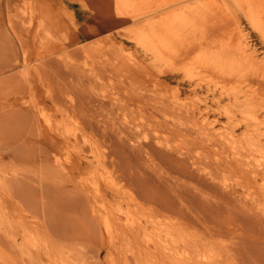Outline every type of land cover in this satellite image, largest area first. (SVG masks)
Masks as SVG:
<instances>
[{
    "label": "rangeland",
    "instance_id": "rangeland-1",
    "mask_svg": "<svg viewBox=\"0 0 264 264\" xmlns=\"http://www.w3.org/2000/svg\"><path fill=\"white\" fill-rule=\"evenodd\" d=\"M184 262L264 264V0H0V264Z\"/></svg>",
    "mask_w": 264,
    "mask_h": 264
},
{
    "label": "bare ground",
    "instance_id": "bare-ground-1",
    "mask_svg": "<svg viewBox=\"0 0 264 264\" xmlns=\"http://www.w3.org/2000/svg\"><path fill=\"white\" fill-rule=\"evenodd\" d=\"M135 73V72H134ZM90 78V77H89ZM95 78V77H94ZM93 77H91L90 78V82H91V84L89 85V86H91V89L94 91L95 90V86H94V81L96 80V78L94 79ZM74 85V84H73ZM68 86V85H67ZM94 86V87H93ZM83 87V88H82ZM84 87H86V86H81L80 88L82 89H79V90H81V94H79L80 92H78V95L74 98V97H72V96H67V98H66V100L67 101H64V103H62V105H58L57 103L55 104L56 105V107H55V110L57 111V113H59L60 115H67V114H69L70 112H73L77 107H79V106H84V104L85 105H90L89 104V100L93 103V106H92V108L94 107V105L95 106H97L98 104H104V102L105 103H108L109 102V97L107 96V95H104V94H100V93H97V92H93L92 90L90 91V88H89V92H88V89H87V92L86 93H88V95H87V99H86V94H84L82 91H84L85 90V88ZM88 87V86H87ZM72 88H73V86H72ZM67 89H69V87L67 88ZM139 93H141V92H139ZM134 95V94H133ZM132 96V95H131ZM83 97V98H82ZM128 97H129V95H128ZM140 97H142V96H137L136 95V98L134 97H132L133 98V100H136V99H140ZM90 98V99H89ZM130 99V98H129ZM125 100V99H124ZM127 100V99H126ZM125 100V101H126ZM94 101L96 102L95 104H94ZM86 102V103H85ZM90 102V103H91ZM122 102H123V100H122ZM127 102V101H126ZM88 103V104H87ZM139 106V105H138ZM93 119V118H92ZM91 119V120H92ZM90 120V121H91ZM97 120V119H96ZM104 120H102V125L104 126V128H105V124H104V122H103ZM97 123H98V121H97ZM99 125V124H98ZM137 127H139V126H137ZM124 138V137H123ZM151 139V138H150ZM123 141V143H126V140H127V138L125 139H122V137H119V142L120 143H122L121 141ZM122 143V144H123ZM149 142L146 140V143H145V141H139V142H137V143H132V144H128V146L126 147L128 150H130V151H133V152H135V151H139V149L143 146L144 147V145L143 144H145V145H147ZM111 145V144H110ZM112 146V145H111ZM110 147V146H109ZM123 147V146H122ZM142 147V148H143ZM148 147H149V145H148ZM141 150V149H140ZM146 150V149H145ZM117 150L116 149H113L112 147H111V152H115V153H117L116 152ZM140 152V151H139ZM137 169H139L140 170V168H137ZM199 169V168H198ZM120 170V169H119ZM133 170V169H132ZM138 170V171H139ZM134 171H136V170H134ZM139 172H141V171H139ZM138 172V173H139ZM137 173V172H136ZM130 174V173H129ZM135 174H133V173H131V175H129V176H131V177H129L126 173H125V171L123 172V170L121 169L120 170V173H119V176H120V178L121 179H123V180H126V181H128V180H130V179H133L132 177L134 176ZM135 177V176H134ZM136 178V177H135ZM133 181V180H132ZM125 183V182H124ZM136 183V182H135ZM137 184V183H136ZM134 186V185H133ZM135 189H137V187L135 188ZM115 192V191H114ZM138 192V190L136 191V194H138L137 193ZM226 194V193H225ZM120 196V195H119ZM146 201L147 200H145V204H146ZM218 201H220V200H218ZM223 201V200H222ZM221 202V201H220ZM134 203V202H133ZM144 203H142V204H144ZM141 203H139L138 204V202H136V200H135V205L136 206H138V205H140ZM181 204V203H180ZM230 204V203H229ZM136 206H134V207H136ZM231 206V205H230ZM238 206V205H237ZM236 206V207H237ZM235 207V205H233L232 206V208L233 209H235L234 211H237V212H240V208L239 207H237V209L238 210H236V207ZM132 208V207H131ZM130 208V209H131ZM138 208V207H137ZM151 209V211L152 212H154V207H151L150 208ZM182 209H183V207H182ZM229 209H231V208H229ZM232 209V210H233ZM179 210H181V209H179ZM183 211V210H182ZM185 211V210H184ZM183 211V212H184ZM237 212H235V214L237 213ZM186 213V212H185ZM241 213V212H240ZM238 214V213H237ZM186 225V224H185ZM181 226V224L179 225V227ZM182 228H185V227H182ZM213 228H218V227H213ZM219 229H221L220 227H219ZM220 232H222L221 230H220ZM223 233V232H222ZM192 235V234H191ZM197 235V234H196ZM194 236V235H193ZM198 236V235H197ZM218 236V235H217ZM222 236V235H221ZM200 238V237H199ZM203 238V237H202ZM202 238H200V240L202 239ZM222 238V237H221ZM218 238L219 240L217 241L218 243V246L217 245H215L216 247H214V246H212L213 248V250H218V251H220V250H222V252H218V251H215V252H217V254H218V256H220V254H221V257H217V258H221V262H222V260L223 259H229V258H231L232 257V259L233 260H235V257H237L235 254H233V249H234V246H235V244L233 243V241H231L232 242V247H231V245H230V247L228 246V244H230V243H227L226 242V239H224L225 240V242H222L221 240L224 238ZM173 239H174V237H173ZM198 238H196V236H195V238H192V236H191V238H189V239H186V241L185 240H181L182 242H181V244L184 246V249L185 248H187L186 246L187 245H190V242H191V245L192 244H194L195 245V247H197L196 249H198L199 248V245L201 244L200 242H203L202 240H204V239H202L201 241H200ZM205 240H206V237H205ZM207 241H209V240H207ZM207 241H205V242H207ZM208 243V242H207ZM179 244V243H178ZM210 244L211 245H214L213 243H211L210 242ZM225 244V245H224ZM234 244V245H233ZM208 245H209V243H208ZM204 246V245H203ZM176 247H178V246H176ZM182 246H180V248H181ZM193 247V246H192ZM211 246H208V248H210ZM172 248L173 247H171V250H172ZM194 248V247H193ZM205 248V247H201V249H199V251H202L203 249ZM237 248V247H236ZM235 248V250L237 251L238 250V248L236 249ZM178 249V248H177ZM176 249V250H177ZM183 249V248H182ZM191 249V248H190ZM195 249V248H194ZM194 249H191V255H193V256H195L196 257V255H198L197 253H198V250H197V252H196V249L194 250ZM189 250V249H188ZM168 251V250H167ZM167 251H166V254L167 255H170V254H168V253H171V251H170V249H169V251L170 252H168L167 253ZM186 251V250H185ZM190 251V250H189ZM192 251H195L194 253L195 254H193V252ZM206 251V250H205ZM175 252V251H174ZM204 251H202V253H203ZM187 253H188V251H187ZM186 253V254H187ZM205 253V252H204ZM223 253H224V255L225 256H223ZM186 254H184V258L183 257H178L179 258V260L180 259H183L185 262L186 261H189L188 259H187V257L189 258V257H191V255L189 256V254L188 255H186ZM214 254V253H213ZM173 255V254H172ZM183 255V254H182ZM182 255H180V256H182ZM185 255H186V259H185ZM200 256H201V254H200ZM213 256V255H212ZM223 256V257H222ZM215 257V256H214ZM169 258H172V256L171 257H169ZM164 259V258H163ZM173 259V258H172ZM191 259H193V258H191ZM196 260H198V257L197 258H195ZM238 259H241V258H238ZM242 260L243 259H241V262H242ZM202 261V260H201ZM208 262H209V260H207ZM231 261V260H230ZM237 261V260H236ZM184 262V264H186ZM190 262H193L194 263V261L192 260H190ZM200 262V261H199ZM237 262H240L239 260L237 261ZM240 262V263H241ZM244 262V261H243ZM187 263H189V262H187ZM193 263H191V264H193ZM214 263H215V261H214ZM199 264V263H198ZM209 264V263H208ZM211 264V263H210ZM234 264V263H233ZM238 264V263H237ZM246 264H249V263H246Z\"/></svg>",
    "mask_w": 264,
    "mask_h": 264
}]
</instances>
